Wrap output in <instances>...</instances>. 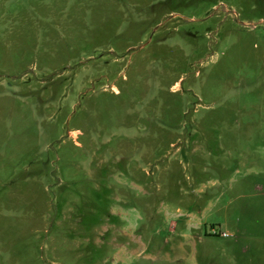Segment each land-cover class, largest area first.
<instances>
[{"label": "rangeland", "instance_id": "rangeland-1", "mask_svg": "<svg viewBox=\"0 0 264 264\" xmlns=\"http://www.w3.org/2000/svg\"><path fill=\"white\" fill-rule=\"evenodd\" d=\"M0 264H264V0H0Z\"/></svg>", "mask_w": 264, "mask_h": 264}, {"label": "built area", "instance_id": "built-area-1", "mask_svg": "<svg viewBox=\"0 0 264 264\" xmlns=\"http://www.w3.org/2000/svg\"><path fill=\"white\" fill-rule=\"evenodd\" d=\"M222 236H223V237H227V234H223Z\"/></svg>", "mask_w": 264, "mask_h": 264}]
</instances>
